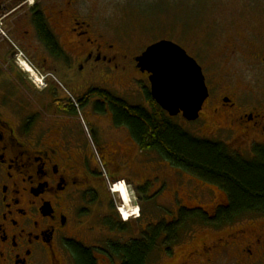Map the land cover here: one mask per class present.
<instances>
[{
	"label": "flooded vegetation",
	"instance_id": "af4514ba",
	"mask_svg": "<svg viewBox=\"0 0 264 264\" xmlns=\"http://www.w3.org/2000/svg\"><path fill=\"white\" fill-rule=\"evenodd\" d=\"M89 7V0H0V264H75L66 243L83 229L104 254L110 242L143 235L148 264H264V212L221 214L227 198L215 194L205 203L196 188L202 178L156 147H141L117 123L111 100L152 118L158 104L138 56L131 59L136 94L119 89L129 56L109 44ZM260 41L256 49L229 43L242 63L239 82L223 80L221 69L214 78L217 67L194 57L209 97L198 119L175 117L200 122L203 136L235 144L244 156L264 146V33ZM19 53L40 85L17 67ZM117 183L133 186L137 217L131 199L111 190ZM116 198L128 208L127 221Z\"/></svg>",
	"mask_w": 264,
	"mask_h": 264
},
{
	"label": "rangeland",
	"instance_id": "374dc122",
	"mask_svg": "<svg viewBox=\"0 0 264 264\" xmlns=\"http://www.w3.org/2000/svg\"><path fill=\"white\" fill-rule=\"evenodd\" d=\"M176 2H179L177 5L182 6L193 2L196 10L185 9L187 8L185 7L182 8L183 10L176 11ZM89 5L86 15L89 14L91 18L97 20L98 25L102 27L101 31L104 32V37L109 44H113L114 49L129 56L126 59L128 69L124 76H118L120 83L117 85L125 93L130 90L129 95L125 94L127 96L136 94V84L132 81L135 70L131 59L133 56H139L148 46L161 39L178 43L205 66L217 67L213 74L214 78L219 79L221 69L226 73L223 80L229 81V78L232 77L235 82V77L239 82L240 78L244 79V76L240 75L241 72H237L242 63L238 61L236 55L233 58L231 50L228 48L229 43L233 42L240 48L246 46L256 49L257 45L258 47L262 46L260 39L261 34L264 33V0H89ZM5 31L0 25V38H4L3 32ZM15 60L17 67L24 73L27 72L29 82L36 86L40 85L34 68L27 65L28 68H31L27 71L28 68L19 56L16 55ZM218 67L220 68L218 69ZM136 77L138 76L136 75ZM245 78L253 79V72L245 75ZM244 82L246 84V81ZM175 120L182 123L180 117ZM200 125L201 123L198 122L196 125H191L190 128L194 133L203 135L204 132L202 129L200 130ZM85 132L89 136L87 127H85ZM230 145L234 149L235 144ZM245 154V156H252L248 153ZM97 160L99 164L102 163L99 157ZM101 170L104 175V169ZM197 183L196 188L204 193L205 203H208L215 194L226 198V194L219 187L207 183L203 186L198 181ZM118 184L112 185L111 190H115ZM123 185L127 190L129 189L130 213H132V217H137L139 205L136 202L135 190L133 186L126 183ZM116 199L114 203L118 211L125 217H130V213L123 210L122 201L119 198ZM83 231H80L79 236L86 235ZM84 238L86 241L89 240V237Z\"/></svg>",
	"mask_w": 264,
	"mask_h": 264
},
{
	"label": "trees",
	"instance_id": "16d2710c",
	"mask_svg": "<svg viewBox=\"0 0 264 264\" xmlns=\"http://www.w3.org/2000/svg\"><path fill=\"white\" fill-rule=\"evenodd\" d=\"M194 5H177L176 11L195 9ZM111 102L117 123L129 126L141 147H156L175 166L189 170L226 194L228 203L221 214L264 212V146L255 147L252 156H244L222 140L194 133L190 124L179 123L174 117L169 120L158 105L156 118H152L141 108H129L118 100ZM83 230L85 236L66 243L75 264H148L150 239L143 235L120 241L123 244L110 242L104 254L90 246L84 238L90 235Z\"/></svg>",
	"mask_w": 264,
	"mask_h": 264
},
{
	"label": "water",
	"instance_id": "95a60500",
	"mask_svg": "<svg viewBox=\"0 0 264 264\" xmlns=\"http://www.w3.org/2000/svg\"><path fill=\"white\" fill-rule=\"evenodd\" d=\"M138 67L150 76L151 95L171 116L199 118L209 97L203 69L178 43L161 39L136 58Z\"/></svg>",
	"mask_w": 264,
	"mask_h": 264
},
{
	"label": "bare ground",
	"instance_id": "6f19581e",
	"mask_svg": "<svg viewBox=\"0 0 264 264\" xmlns=\"http://www.w3.org/2000/svg\"><path fill=\"white\" fill-rule=\"evenodd\" d=\"M128 190H129V189H128ZM128 190H127V188H126L125 185H123L122 183H119V184L116 186V189H115L114 191H118V192L122 195L124 202L129 203L130 196H129ZM122 208H123V207H122ZM129 209H131V208H129ZM124 210H126L127 213H129L127 207H126Z\"/></svg>",
	"mask_w": 264,
	"mask_h": 264
}]
</instances>
